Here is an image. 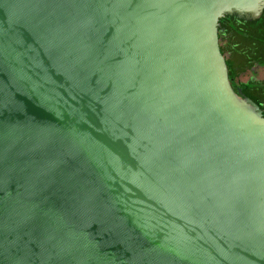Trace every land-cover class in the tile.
I'll use <instances>...</instances> for the list:
<instances>
[{"label": "water", "instance_id": "95a60500", "mask_svg": "<svg viewBox=\"0 0 264 264\" xmlns=\"http://www.w3.org/2000/svg\"><path fill=\"white\" fill-rule=\"evenodd\" d=\"M264 0H0V264H264Z\"/></svg>", "mask_w": 264, "mask_h": 264}, {"label": "trees", "instance_id": "16d2710c", "mask_svg": "<svg viewBox=\"0 0 264 264\" xmlns=\"http://www.w3.org/2000/svg\"><path fill=\"white\" fill-rule=\"evenodd\" d=\"M240 72H237L232 81V88L235 90L240 87L241 93L250 97L255 101L258 106L262 109V114L264 115V82L252 81L249 79L247 82H240L239 79ZM235 82V83H234Z\"/></svg>", "mask_w": 264, "mask_h": 264}, {"label": "rangeland", "instance_id": "374dc122", "mask_svg": "<svg viewBox=\"0 0 264 264\" xmlns=\"http://www.w3.org/2000/svg\"><path fill=\"white\" fill-rule=\"evenodd\" d=\"M251 75H254L255 77H258V78H264V69L256 67V69L254 71L251 70L250 72L242 73L240 75V78L245 79Z\"/></svg>", "mask_w": 264, "mask_h": 264}, {"label": "flooded vegetation", "instance_id": "af4514ba", "mask_svg": "<svg viewBox=\"0 0 264 264\" xmlns=\"http://www.w3.org/2000/svg\"><path fill=\"white\" fill-rule=\"evenodd\" d=\"M256 69V66L252 69V71H254ZM242 73H240V75H241ZM240 75H239V81L240 82H247V81H249V79H251L252 81H262V82H264V78H258V77H255L254 75H251V76H248L247 78H245V79H241L240 78ZM235 83V82H234ZM264 87V86H263ZM240 88V87H239Z\"/></svg>", "mask_w": 264, "mask_h": 264}]
</instances>
